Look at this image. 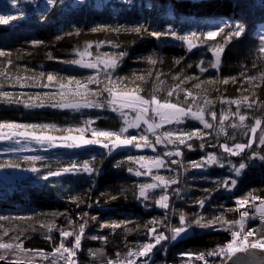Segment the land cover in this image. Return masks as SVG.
Listing matches in <instances>:
<instances>
[{"label":"snow or ice","instance_id":"obj_1","mask_svg":"<svg viewBox=\"0 0 264 264\" xmlns=\"http://www.w3.org/2000/svg\"><path fill=\"white\" fill-rule=\"evenodd\" d=\"M11 5L16 8V16L25 15L20 6V0H10ZM56 0H48V4L54 5ZM16 16L11 14L0 15V24L7 25ZM43 19V17H42ZM76 35L84 29L73 26ZM90 33H110L112 36L106 39H87L82 45L70 48V58L53 55L51 49L46 53L49 60H59L64 64L79 65L92 69L87 76H65L56 71H38L27 65L15 63L22 58L23 53H30L27 47L7 48L0 47V100L9 104L23 105L25 108L33 109L43 107L45 104L53 108L71 109L80 111L82 108L111 109L118 113L122 123L117 129H101L94 126V121L100 116H86L82 122L67 124L63 127L55 123H28L17 120H0V140L20 139L29 141L35 140L40 144H47L48 147L58 143L70 147L81 145L97 144L102 145L107 153L121 146H132L135 149H157L163 145V150L155 155H126L122 161H117L116 166L120 167L128 162L127 172L134 173L140 177H151V180L140 183L133 182V194L141 203L151 200L152 203H145V207L159 206L166 210L163 215L152 216L147 222L133 223L129 220H101L100 227L111 228L113 232L121 229L124 233L123 244L117 247L113 254H109L105 247L89 248L88 255L92 257L89 264H149L150 254L153 249L162 251L167 248L170 241L186 236L189 231L199 227L212 229L219 227L226 230L229 238L205 251L188 252L183 251L181 256L189 259L186 264H251L247 255L241 256L238 253L249 254L253 249H264V195H254L253 190L243 191L244 180L239 179L241 172L248 166L246 159L259 157L264 161V148H257V145L264 146V98L258 94V90L264 86V34L260 35V46L252 55L250 64H241L240 70L235 74L219 75L221 57L225 45L234 39L242 37L245 33V24L239 20H221L213 26H205L196 30L178 31L173 23H168L166 28L155 27L148 21L132 22L129 24H108L97 23L87 28ZM133 34L130 41H122L121 34ZM264 33V29H262ZM150 35L152 37H175L184 42L187 50L191 51L198 45L206 46L207 51L212 53V58L205 60L201 55L198 61H185L184 56L173 58L171 66L166 72L156 68L158 59L155 54L147 57H137L149 65L143 71H135L128 75H120L119 66L124 63L128 55V48L123 44H134L135 37ZM65 35H72L66 33ZM220 36L219 42L209 43L210 40ZM56 36L55 40H61ZM25 44L32 46L44 45L48 42L40 39L26 40ZM93 44L96 50L93 51ZM111 45L117 51L101 52V45ZM182 61L184 63L182 64ZM163 64V61H159ZM193 64L199 69V73L193 69ZM179 65L180 67H176ZM213 73H208L209 69ZM192 69V71H188ZM25 74H21V73ZM205 73H208L205 75ZM229 83L236 86L237 95H225ZM5 84L20 85L29 84L40 86L52 91L34 93L5 91ZM215 92L216 95L211 93ZM217 104L219 109L217 110ZM233 106H235L233 108ZM186 121H196L203 127L185 124ZM168 125V128L164 126ZM129 129H137V134H131ZM62 131L64 135L56 136L55 131ZM231 130V134H230ZM259 130V131H258ZM91 133V135H86ZM215 140L212 151H206L198 160H185V150L194 147L206 149L209 141ZM221 137L224 142L221 143ZM194 138L199 141L194 144ZM239 138H246L243 142ZM222 149L223 153L218 154ZM249 149L250 156L232 163L227 157H239ZM5 153H20L21 149L15 146L3 148ZM226 154V156L224 155ZM175 157L176 159H172ZM103 154L100 162H103ZM167 158V159H166ZM19 159L28 161L31 170L39 171L35 161L43 160L42 156H23L16 161L8 159L0 162V168H20ZM96 156H90L83 161L72 160L66 165H58L57 171H48L46 176H57L61 173H88L99 172L95 167ZM230 164L229 175H210L209 181L212 187L205 189L199 198L192 200L193 204L201 209L206 204L212 208H223V205L211 204L213 193L220 195L221 189L229 199H235V205L229 207L227 212L234 213L229 218L224 211L212 213H189L183 208L170 207V195L175 194L178 199L182 189L176 187L169 191L170 187L180 181V170L187 171L191 168H207L219 165L221 168ZM175 165V168L173 166ZM238 165V166H237ZM43 167V165H41ZM169 168L173 175L164 176L160 169ZM155 170V171H154ZM236 173V178L231 173ZM246 175V174H245ZM239 191H232L238 188ZM94 183V181H93ZM159 189V191H155ZM91 192V188L87 190ZM87 192L77 194H66L61 199H66L79 209L81 204H88ZM59 195V193L57 194ZM92 200L99 204L101 197ZM107 199L114 200L115 196L107 194ZM169 215L178 216V222L173 223ZM64 217V222L59 223L58 218ZM79 217V219H76ZM89 220H98L97 216H90L88 212L77 210L75 216L70 208L55 209L50 212L36 213L29 212L21 215L0 216V260L12 259L20 264H80L78 252L82 248V239L85 236L86 226ZM258 220L259 223L253 226L249 221ZM132 225V226H129ZM144 231V239L128 240V234ZM161 230H157V229ZM42 231L44 238L50 243V250L45 248H26L24 239L28 238L30 232ZM59 236L54 238L53 232ZM12 233V235H9ZM167 233V234H166ZM70 238V239H69ZM93 240L108 243V237L104 235H93ZM164 243H161V242ZM212 258V259H210Z\"/></svg>","mask_w":264,"mask_h":264},{"label":"trees","instance_id":"obj_2","mask_svg":"<svg viewBox=\"0 0 264 264\" xmlns=\"http://www.w3.org/2000/svg\"><path fill=\"white\" fill-rule=\"evenodd\" d=\"M108 1V2H107ZM76 1L56 3L52 6L39 8L25 17L16 16L13 21L7 25L0 24V47L21 48L27 47L30 53H23L22 58L16 60L15 53L13 59L15 63L27 65L29 71L27 75H32L31 69L38 71H56L61 72L65 76H87L88 71L72 69L69 64H64L59 60H49L46 58V53L51 49L53 55H58L64 58H70L68 49L82 45L87 39L99 40L106 39L113 34L110 33H90L87 28L94 26L97 23L108 24H129L132 22H145L153 24L155 27L166 28L168 23H173L178 31H187L189 29L196 30L218 24L221 20H239L245 24L246 31L242 37L234 39L225 45L224 52L221 57V66L219 75L235 74L240 70L241 64H250L252 55L255 54L260 46V35L264 29V0H83L81 4H76ZM43 17V19H42ZM73 26L84 29L79 35H76ZM72 33V35H65ZM56 36H61V40H55ZM133 34H121L122 41H130ZM40 39L48 42L47 47L44 45L32 46L25 44L26 40ZM220 36H217L209 43L219 42ZM95 45V44H93ZM106 52L117 51L113 46L105 44ZM122 47L128 48V55L124 63L119 66L118 72L120 75H128L135 71H143L149 67L146 61L138 60L137 57H147L155 54L158 59L156 68L166 72L171 66L173 58L184 56L185 61H198L203 55L205 60L212 58V53L207 51L206 46L198 45L191 51L187 50L184 42L175 37H152L150 35L135 37L134 44L125 43ZM0 59H3L0 57ZM159 61H163L160 64ZM184 61H182V64ZM180 67L179 65L176 66ZM193 69L199 73V69L193 64ZM188 71H192L189 69ZM213 69H209L208 73H213ZM208 73H205L207 75ZM25 74V73H21ZM225 95H237L234 85L229 83ZM47 88L33 86L31 84L21 87L20 85L5 84L3 90L12 92L34 93L47 91ZM216 95L215 92L211 93ZM261 98H264V86L258 90ZM217 110L219 104H217ZM235 106H233L234 108ZM99 115L100 119L94 121V126L101 129H117L122 123L115 112L111 109H94L87 113L77 114L71 111H59L44 108L28 109L23 105L9 104L0 100V120H17L19 122L28 123H55L60 127L67 124H76L82 122L86 116ZM185 124L203 127L196 121H186ZM168 128L169 126H164ZM259 131V130H258ZM56 136H62V131H55ZM231 134V131H230ZM241 142L246 138H239ZM209 141L206 149L194 147L191 150H185V160H198L206 151L214 150L212 145L215 140L205 137ZM194 144H198L194 138ZM224 138L221 137V143ZM258 148V145L256 146ZM164 146L157 147V153L163 150ZM264 148V146H262ZM249 149L239 157H227L234 163L239 159H244L245 156H250ZM223 150H218V154H222ZM103 154V162H100V157ZM75 158L66 156L65 158L49 157L43 160L35 161V165L45 175L48 171H57L58 165H66L72 160L83 161L89 159L90 156L97 157L95 167L99 168V172L88 173H61L57 176H46V179L41 180L38 184H25L24 186H14L8 182L0 181V216L3 215H21L29 212L44 213L55 209L70 208L73 216L77 210L88 212L90 216H97L98 220H89L86 226L85 236L82 239V248L78 252L80 264H89L92 257L88 255L89 248L105 247L109 254H113L117 247L123 244L124 233L121 229L113 232L111 228H101V220H129L133 223L147 222L152 216L163 215L166 210L159 206L145 207V203L151 204L152 201L141 203L133 194V182L140 183L151 180L147 177H138L134 173L127 172L128 162L123 163L120 167L116 166L117 161H122L126 155H140L139 152L133 149H124L122 151L107 153L99 147H91L86 152H80ZM226 156V154H224ZM167 159V158H166ZM172 159H176L173 157ZM16 161V160H14ZM251 159H246L248 165L239 179L244 180L243 191L253 190L254 195H264V162L258 167L251 166ZM2 162V161H0ZM20 168H31L28 161L19 159ZM43 165V167H41ZM175 168V165L173 166ZM160 173L166 177L173 175V170L169 168L160 169ZM223 171L216 166L207 168H191L187 171L183 168L180 170V181L170 187L169 191L176 187L182 189L180 196L183 199H178L175 194L170 195V207L167 210L171 213L172 206L183 208L189 213H212L224 211L229 218L235 214L227 212L229 207L235 205V199H229L224 195V190L221 189L220 195L213 193L211 204L223 205V208H212L210 204H206L204 209L193 204L194 198H199L205 189L212 187V183L208 177L211 175L213 180L215 176H223ZM246 174V175H245ZM94 181V183H93ZM91 188V192L87 190ZM157 192L159 190H156ZM233 191L240 194L239 182L238 188ZM87 192L89 197L88 204H81L79 209H76L70 201L61 199L66 194L72 195L77 193ZM59 193V195H57ZM100 193H105L101 197L99 204L93 203ZM107 194L115 196L116 199H107ZM79 219V217H76ZM169 219L173 223L178 222V216L169 215ZM59 223L64 222V217L58 218ZM0 223H7L0 221ZM257 222L249 221V225L253 226ZM132 226V225H129ZM158 231L161 229H157ZM167 234V233H166ZM12 235V233H9ZM28 238L24 239L26 248H45L50 250V243L44 238L42 231L30 232ZM93 235H104L108 237V243L105 244L101 240H93ZM229 233L219 227L212 229L195 228L189 231L186 236L171 243L168 252L165 249L155 251L154 255L149 258V264H186L190 258L181 256L183 251L197 252L212 249L216 243L222 242L229 238ZM54 238L59 236L58 232H53ZM128 240L144 239V231L128 234ZM160 247V246H159ZM158 247V248H159ZM212 259V258H210ZM5 261L16 262L12 259ZM23 262V261H21ZM202 264V262H197Z\"/></svg>","mask_w":264,"mask_h":264},{"label":"rangeland","instance_id":"obj_3","mask_svg":"<svg viewBox=\"0 0 264 264\" xmlns=\"http://www.w3.org/2000/svg\"><path fill=\"white\" fill-rule=\"evenodd\" d=\"M59 3H65V2H70V1H76V4H81L83 0H56ZM108 2V1H107ZM74 3V6L76 5ZM20 6L23 9L25 15L21 18H25L29 16L33 10H38L39 8H44L48 6H52L48 4V0H20ZM16 8L11 5L10 0H0V15H5V14H11L13 16H16ZM20 17V16H19ZM93 51L96 50V45L92 46ZM105 46L101 45L100 46V51L101 52H106ZM70 68L72 69H78V70H85L88 71L90 74L92 73V69L89 68H84L79 65H69ZM47 91H52V89H46ZM44 109H52V110H59V111H71L73 113L77 114H82V113H87L88 111L98 109V108H82L80 111H73L71 109H60V108H53L48 104H45L43 107ZM116 115L119 114L116 113ZM121 120V119H120ZM122 122V120H121ZM166 126V125H165ZM137 129H129V132L131 134H137ZM231 131V130H230ZM86 135H91V133H86ZM9 146H15L19 147L21 149L20 153H5L3 152V148L9 147ZM93 147H99L103 151H107L106 149L103 148L102 145H97V144H91V145H81V146H76V147H70L64 144L58 143L55 146L48 147L47 144H40L39 142L32 140L29 141L27 139H20L19 142L15 140H0V161H5L8 159L12 160H17L18 156L23 157V156H42V157H57V158H65L66 156H71L70 158H75L77 157L78 153L80 152H86L89 148ZM258 148H262L261 145H258ZM124 149H133L137 152L140 153V155H155L157 154V149H148V148H142V149H135L132 146H121L117 149H114L113 152L117 151H122ZM251 166L252 167H258L260 166L264 161L260 160L259 157H253L251 158ZM232 163H234L232 161ZM221 171H223V176L229 175V169L231 167L230 164H225L223 168H221L219 165H214ZM238 166V165H237ZM38 169V168H37ZM245 170V169H244ZM244 170L241 172L239 178L243 174ZM39 175L37 172H33L31 168H14V167H6V168H0V181L1 182H8L13 184L14 186H24L25 184H38L41 180L46 179V175L38 169ZM155 171V170H154ZM231 176L233 178H236L237 174L236 173H231ZM143 177V176H140ZM150 178V177H147ZM239 182V179H238ZM159 190V189H157ZM234 189H232L233 191ZM156 191V190H155ZM176 207V206H175ZM258 222V220H256ZM252 221V222H256ZM70 239V238H69ZM174 241H170L167 245V248L165 249V252L167 253L168 250L171 247V243ZM161 243H164L163 241ZM159 245L156 246L158 248ZM156 248L153 249V254H150V257L154 255Z\"/></svg>","mask_w":264,"mask_h":264},{"label":"water","instance_id":"obj_4","mask_svg":"<svg viewBox=\"0 0 264 264\" xmlns=\"http://www.w3.org/2000/svg\"><path fill=\"white\" fill-rule=\"evenodd\" d=\"M237 255H247V259L251 262V264H264V249H253L250 250L249 254L238 253ZM0 264H17V262L0 260ZM20 264H24V262H20Z\"/></svg>","mask_w":264,"mask_h":264},{"label":"built area","instance_id":"obj_5","mask_svg":"<svg viewBox=\"0 0 264 264\" xmlns=\"http://www.w3.org/2000/svg\"><path fill=\"white\" fill-rule=\"evenodd\" d=\"M256 221V220H255Z\"/></svg>","mask_w":264,"mask_h":264}]
</instances>
